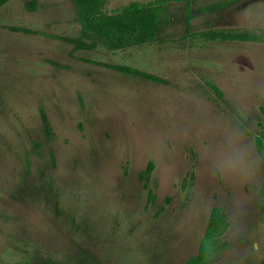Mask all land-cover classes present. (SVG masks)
Segmentation results:
<instances>
[{
  "label": "rangeland",
  "instance_id": "1",
  "mask_svg": "<svg viewBox=\"0 0 264 264\" xmlns=\"http://www.w3.org/2000/svg\"><path fill=\"white\" fill-rule=\"evenodd\" d=\"M167 2L124 48L73 0L0 6V264H187L216 206L230 226L205 264H264V0ZM234 133L250 169L222 176Z\"/></svg>",
  "mask_w": 264,
  "mask_h": 264
},
{
  "label": "trees",
  "instance_id": "2",
  "mask_svg": "<svg viewBox=\"0 0 264 264\" xmlns=\"http://www.w3.org/2000/svg\"><path fill=\"white\" fill-rule=\"evenodd\" d=\"M9 0H0V6ZM106 0H73L78 10L80 23L85 32L103 39L112 48H124L134 44L144 43L156 39L163 24L169 19L170 5L167 0H156L155 2L140 3L133 2L114 13L104 12ZM182 2L185 0H168ZM252 39V36L234 35L233 37ZM129 73H139L128 67L122 68ZM264 115V102L261 106ZM43 123L48 131L49 123L44 112H42ZM255 146L264 167V128L260 135L255 138ZM153 169L150 163L143 176L146 180ZM264 194V185H263ZM230 226L226 212L222 207H213L203 236L198 253L191 258L187 264H205L222 248V237Z\"/></svg>",
  "mask_w": 264,
  "mask_h": 264
},
{
  "label": "clouds",
  "instance_id": "3",
  "mask_svg": "<svg viewBox=\"0 0 264 264\" xmlns=\"http://www.w3.org/2000/svg\"><path fill=\"white\" fill-rule=\"evenodd\" d=\"M226 147L212 163V170L222 176L247 174L251 162L246 151L240 147L238 136L234 133L225 141Z\"/></svg>",
  "mask_w": 264,
  "mask_h": 264
}]
</instances>
